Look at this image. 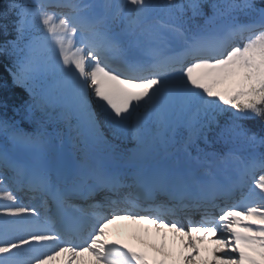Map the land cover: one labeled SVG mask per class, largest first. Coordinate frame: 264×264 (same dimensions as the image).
Instances as JSON below:
<instances>
[{
    "label": "snow or ice",
    "instance_id": "snow-or-ice-1",
    "mask_svg": "<svg viewBox=\"0 0 264 264\" xmlns=\"http://www.w3.org/2000/svg\"><path fill=\"white\" fill-rule=\"evenodd\" d=\"M0 64V264H264V0H0Z\"/></svg>",
    "mask_w": 264,
    "mask_h": 264
},
{
    "label": "trees",
    "instance_id": "trees-1",
    "mask_svg": "<svg viewBox=\"0 0 264 264\" xmlns=\"http://www.w3.org/2000/svg\"><path fill=\"white\" fill-rule=\"evenodd\" d=\"M7 66L0 64V98L7 104H15L19 106L22 98H26L24 90L11 83V78L7 70Z\"/></svg>",
    "mask_w": 264,
    "mask_h": 264
},
{
    "label": "rangeland",
    "instance_id": "rangeland-1",
    "mask_svg": "<svg viewBox=\"0 0 264 264\" xmlns=\"http://www.w3.org/2000/svg\"><path fill=\"white\" fill-rule=\"evenodd\" d=\"M116 143H121V142L116 141ZM121 146L131 148V147H133V144L131 142H125V143H122Z\"/></svg>",
    "mask_w": 264,
    "mask_h": 264
},
{
    "label": "bare ground",
    "instance_id": "bare-ground-1",
    "mask_svg": "<svg viewBox=\"0 0 264 264\" xmlns=\"http://www.w3.org/2000/svg\"><path fill=\"white\" fill-rule=\"evenodd\" d=\"M151 234H152V239H151V240H152V242H154V240H155L154 235H155V234H154V232H151ZM171 240H172V241H171L172 243H175V242L179 241V240H175V241H174L173 239H171ZM170 244H171V243H170ZM205 254H207V253H205ZM54 264H58V261H57V262H54Z\"/></svg>",
    "mask_w": 264,
    "mask_h": 264
}]
</instances>
